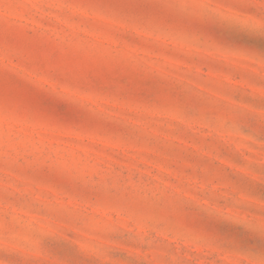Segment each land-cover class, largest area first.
Returning a JSON list of instances; mask_svg holds the SVG:
<instances>
[{
  "label": "rangeland",
  "instance_id": "obj_1",
  "mask_svg": "<svg viewBox=\"0 0 264 264\" xmlns=\"http://www.w3.org/2000/svg\"><path fill=\"white\" fill-rule=\"evenodd\" d=\"M264 0H0V264H264Z\"/></svg>",
  "mask_w": 264,
  "mask_h": 264
},
{
  "label": "snow or ice",
  "instance_id": "obj_2",
  "mask_svg": "<svg viewBox=\"0 0 264 264\" xmlns=\"http://www.w3.org/2000/svg\"><path fill=\"white\" fill-rule=\"evenodd\" d=\"M260 24L254 28L232 29L223 34H217L216 39L226 47H233L253 52V44L257 38L264 42V15L260 17ZM260 55L264 57V46L260 48Z\"/></svg>",
  "mask_w": 264,
  "mask_h": 264
}]
</instances>
